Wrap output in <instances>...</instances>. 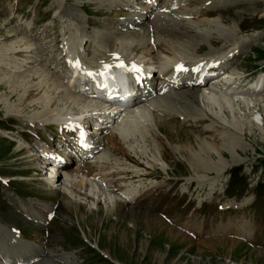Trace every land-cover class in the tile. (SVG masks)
<instances>
[{"label":"rangeland","instance_id":"1","mask_svg":"<svg viewBox=\"0 0 264 264\" xmlns=\"http://www.w3.org/2000/svg\"><path fill=\"white\" fill-rule=\"evenodd\" d=\"M121 1L0 0V47L2 48L0 49V59L2 56H7V60H9L13 53H19L17 60H20L22 57L20 53L25 51H16L15 49L28 51L29 49H25L26 46H29L30 50L36 47L32 56L29 54L30 59L34 60L33 66L30 63L19 62L20 66L24 65L20 70L24 73L10 72L13 74L10 78L0 74V80H3L0 83V174L8 176L7 178L10 179L8 187L0 181V264L25 263L31 258H33L31 264H264V212H254L249 206L239 207L233 211L226 210L224 213L210 212V214L204 215L202 212H192V216L196 220L193 230L196 233L194 235L197 236L195 241L176 226L171 227L175 228L179 234L172 237L168 234V225L166 230L160 223L154 224L158 220L157 216L162 217L158 205L159 186L164 182V179L170 178L166 180L165 184L166 186L171 185L175 196L179 198L176 203L169 204V208L177 213L182 210L179 205L187 199H190L189 208L193 206L197 197L208 198L212 181H215L219 188L226 186L225 181L229 177L228 171L232 166L240 165L242 167L241 175L234 177L235 185L245 188L255 185L256 182H264V171L260 169L264 170V124L252 121V117L264 118V101H259V104H262L260 109L253 110H243L239 105L231 103L229 112L228 105H225L226 116L220 101V97H225L223 94H215L212 93L211 88H203L195 92L196 94L202 93V95L192 103L183 94L182 105L176 104L175 106L183 113L188 114L190 119H184L183 113L178 114L173 121H169L166 125L163 124L161 129L165 131L166 127H172L170 124L175 125L172 130V139L167 137V133L157 129L153 116L152 118L145 116L139 122H133L128 129V137L124 135L122 140L119 134L115 135L117 147H112V152L117 153L116 157L108 161L107 155L102 151L88 159L87 162L90 164L101 158H105V161L102 162L101 168L91 171L92 178L84 177L87 179V185L82 187V183L75 181L79 184L73 197L77 203L70 201L72 193L65 192L64 187L60 186L63 183L60 182L68 177L71 180V177L75 176L76 180H79L81 176L62 175L61 180L57 181V184L60 183L57 185L59 189H50L47 185L50 181L46 179L48 173L39 166V162L33 163L36 160L33 157L38 153L28 152L27 145L22 139L7 131L9 128H14L17 135L21 132L25 136L23 130L32 131V124H34L37 126L36 131L44 134L46 139H52L55 136L53 134L48 137L49 132L47 134L41 128L42 125L38 124L49 123L57 113L55 112L57 110L44 111L46 109L45 98V101H49L54 96L53 101L56 100L57 107L60 108L63 105L61 96L57 94L61 91L60 85L67 88L62 78L63 70L66 69L63 53L78 54L83 60H91L93 56L92 64H94L96 63L94 62L95 58L101 57L96 56L98 52L100 53L101 48L108 51L115 50L113 46L105 44L109 41L107 36L116 44L123 43L122 45L129 48L127 44H124L128 39L123 37L131 35L126 34L128 30H125V34H119L117 31L104 33L115 28L110 29L109 26H106L102 18H107L112 27L113 19L121 15V12L115 9V6ZM167 1L164 0V3ZM218 4L226 9L218 13H210L209 16L199 14L196 16L197 20L185 17V21L189 22L176 27L178 30H182L183 26L186 28L182 31L186 32L185 36H188H183V39H189L198 32L204 34L200 39H195L201 44L198 52L192 56H196L195 59L209 57L207 54L210 51L231 43L229 49L219 51L226 54L232 48H238V45L235 44L238 41L242 42L258 34L245 57L242 58L243 54L239 56L242 59L237 66V72L254 71L260 64L264 65V0H221ZM68 6L79 9V13L82 12V8H86L88 15L83 14V19H79L75 14H72V11L71 13L68 10ZM200 6L208 7L206 10L208 12L214 8V3H211V0L182 3V8L185 9ZM65 8L70 16L65 15ZM97 9L100 10L102 18L94 12ZM197 12H201V10H197L194 14ZM167 17L168 15L165 14V18ZM17 18L20 24L15 28ZM31 19L35 21V24L29 23L27 26L28 28L32 27L33 39L22 34V31H26L23 26ZM84 22L91 23L86 24L89 26L86 27V32H83ZM196 26L203 30L195 28V33L191 35ZM140 30L143 28L140 27ZM140 33L143 34V32ZM251 35L253 36L251 37ZM27 40L29 41L26 42ZM82 40H86L85 45H82ZM137 42V40L134 41V43ZM166 42L169 43V39ZM181 45L187 47L185 54L191 52L188 43ZM118 48L120 49L117 50L128 52L126 47L119 46ZM84 49H89L91 54H88ZM242 50L240 51L242 52ZM141 51L137 50V54L132 53V56L148 59ZM166 55L168 53H160L162 56L160 61L167 62L169 58ZM157 65L160 66L159 63ZM44 68L48 70L46 71L49 76H55L54 87L46 85V81L37 86L40 73ZM0 70L4 71L1 68ZM8 70L7 68L5 71L8 72ZM36 70L40 72L34 75ZM16 78H18V83L23 80L22 82H25L26 85L20 87L16 83L14 86ZM9 85L16 92L13 98H9L11 90ZM34 86H40V90L35 91ZM24 88L26 90L33 89V91L29 96L26 95L28 98L22 104L18 100L21 93L24 92ZM49 97L51 98L49 99ZM171 98L165 105L166 108L175 111L171 103L174 100L176 102V99ZM206 100L207 102L210 100L209 103ZM79 107L67 104L66 108L68 109L63 108L62 111H77ZM196 117L197 119L194 121ZM215 125L220 129L224 128V131H227V128L234 129L236 127L237 134L231 135L229 132L214 134ZM9 138L15 139L16 143ZM222 143L227 146L232 145L230 153L233 152L234 155L228 152L224 159L215 155L214 158L209 157L205 149H213ZM39 144L43 145L41 142ZM159 144L162 145V149L159 148ZM187 144L191 147L192 152L187 149ZM34 146L39 148L37 144ZM124 149L130 155L137 157L140 162L142 169L135 173L136 177H133L132 173L124 172L127 169L122 163L121 153ZM195 154L196 157H194ZM198 156L205 159L197 161ZM137 159L133 157L130 161L136 163ZM192 163L197 166L200 164L207 169L195 170ZM36 165L39 170H34ZM222 165H226L229 169L221 176H217V173L223 171L220 170ZM84 166L87 171L90 170L89 166ZM99 170H104L105 177L96 181L97 174L95 173ZM243 177L246 180L242 179ZM150 181L160 183V185L150 190L149 193L142 194L131 203L126 202L129 201L128 198L125 199V202L118 198V192L126 186ZM184 189L187 193H183ZM13 190H16L21 196L16 195ZM260 191L263 196L264 188ZM137 192L136 189L133 196ZM129 193L131 192L129 191L126 195L128 196ZM219 199L221 202L227 200L224 196H220ZM235 199L236 204L242 202L238 200V197ZM49 206L55 210V217L46 224L43 218L45 213L52 212ZM132 207L138 208L137 211H134ZM121 210L126 212L122 213ZM243 221L250 225L251 241L224 237L218 233L212 238H205L208 230L231 223L241 225ZM163 222L166 224L164 220ZM158 226H161L162 230L157 228ZM229 230L227 227L223 233L226 231L227 234ZM152 231H155L156 234L154 235ZM124 233L126 238L121 235ZM206 240L210 241L206 242ZM49 241L52 245L48 244ZM142 246L144 249H141Z\"/></svg>","mask_w":264,"mask_h":264},{"label":"bare ground","instance_id":"2","mask_svg":"<svg viewBox=\"0 0 264 264\" xmlns=\"http://www.w3.org/2000/svg\"><path fill=\"white\" fill-rule=\"evenodd\" d=\"M125 1V5H129L133 0H124ZM155 1L156 0H149V2H146V4H144V5H142V6H139V7H136V6H131L132 8V11L134 12V13H131L130 15H129V17L128 18H126V20H125V22H123L122 24L123 25H129L130 23H133V22H139V21H141L145 16H148V15H150L154 10H156L157 8H154L153 9V7L155 6ZM166 9H169L168 8V6L167 7H165ZM70 12H71V10H70ZM73 12V13H72ZM71 13L74 15L76 12H75V10L74 11H72ZM65 15H67V16H70L69 14V12L66 10V8H65ZM71 14V15H72ZM197 14V13H196ZM75 18V17H74ZM76 19V18H75ZM29 23H30V21H28V22H26L25 23V25L23 26V28H25V30L26 31H22V34L24 33L26 36H28V38L29 37H32V34H33V31H32V28H30V29H27L28 28V26L27 25H29ZM18 24H20V22L18 21V19H17V22H16V25H15V28L16 27H18ZM190 27V26H189ZM146 28H148V27H146ZM195 28H198V29H201V27H194L193 28V30H192V33H191V35H193L194 33H195ZM172 29V27L170 26L169 28H168V30H166V31H162V33H164V35L165 36H176V37H172L171 38V40H170V43H167V53H169L168 55H167V57L169 58V59H171V61H173V63L175 62H177V61H180V60H178V59H193L192 58V56H186V55H188V54H190V55H194V54H196L197 52H198V48H199V46H200V42L199 41H197V40H195V39H200L204 34L201 32V33H199L198 31V33L197 34H195V35H193L191 38H186V39H183L182 37L183 36H185V34H186V32H184V31H181L180 32V35L179 34H177V33H175V31H173V30H171ZM171 30V31H170ZM201 30H203V29H201ZM145 31V30H144ZM180 31V30H179ZM205 31V33H206V30H204ZM148 33H149V31H147ZM153 32H156V33H159V31H158V28H154V30H153ZM139 33V34H138ZM137 34H131V35H128V36H123V37H125V39H128V41H125V43L124 44H127L128 46H129V48L127 47V46H125V45H118V44H116L115 43V41L114 40H112V39H109L110 37L109 36H107V40H109L108 41V43H105V44H108V45H111V46H113L114 48H115V50L116 49H120V48H118L119 46L120 47H122V48H124V47H126L127 48V51L128 50H135V51H137V50H142L143 52H145L146 53V55H148L149 56V59H151V60H154L155 61V59H156V57L153 55V52L156 50L155 48H158L159 47V45H160V43H158V42H154L153 44H150L149 42L148 43H146L147 42V38H145L146 37V34L143 32V34L142 33H140V32H138ZM108 34V33H107ZM207 34V33H206ZM118 35V34H117ZM145 36V37H144ZM188 36V35H187ZM187 36H185V37H187ZM207 36V35H206ZM18 37V36H17ZM22 39H25V38H22ZM30 39V38H29ZM32 39H33V37H32ZM90 39V38H89ZM121 39V38H120ZM131 39H132V42H131ZM117 40V39H116ZM138 41L137 43H134V41ZM29 40H27L26 42H28ZM22 42V41H21ZM81 43H82V41H81ZM182 43H188V47L190 46V50H191V52L190 53H184V52H186V49H187V47L186 46H184V45H181ZM190 43V44H189ZM13 44V43H12ZM192 44V45H191ZM29 46H26V48L25 49H29L28 51L27 50H18V49H15L16 51H25V52H22V53H20V54H22L21 56V61L20 60H17V56H19V53H13L12 54V56H11V59H9V60H7V56L5 57H3L2 56V58L0 59V68L1 69H4V71H2V70H0L1 72H5V73H1L0 72V74H2V75H7L8 76V78H10V76L12 75L13 76V74H11L10 72H13V73H24V72H22V71H20L21 69H22V67L24 66L23 64H22V66H20V63H22V62H26V63H30L31 64V66H33V64H34V60L33 59H30V57H29V54H31L32 52H33V50L36 48V47H33L31 50H30V48H28ZM6 48V47H5ZM108 48V47H107ZM0 49H2L1 47H0ZM9 51H11V49H8ZM177 50H179V51H177ZM189 50V51H190ZM5 51V50H4ZM9 51H7V52H9ZM105 51H108L107 49H100V53L98 52L97 54H96V56L98 57V56H101V57H99V58H95V60L96 61H94V62H96V63H94V64H97L98 62H99V60L101 59V58H108L107 56H105L106 55V52ZM118 51V50H117ZM141 51V52H142ZM177 51V52H176ZM120 52V51H119ZM10 53V52H9ZM182 53H184V54H182ZM137 54V53H136ZM30 56H32V54L30 55ZM134 56V55H133ZM142 56V55H141ZM144 56V55H143ZM162 57V56H161ZM119 60H123V61H126L127 63V65H129V64H132V65H137L138 63H136V61L135 60H133L132 58H130V57H125V58H123V57H119L118 58ZM11 61V62H10ZM20 62V63H19ZM173 63H168V65H172ZM174 63V64H175ZM146 64H148L147 62H146ZM30 66V67H31ZM103 66H105V64L103 65ZM27 67V66H26ZM9 69L8 70V72L7 71H5L6 69ZM32 69V68H31ZM30 69V70H31ZM41 70V69H40ZM47 70V69H46ZM45 70V68L44 69H42V71H41V73H40V75L42 76V78H41V76H40V80H39V82L37 83V86L38 85H40L43 81H46V85H49V87H54V84H56L55 83V76L53 77L52 75L51 76H49L48 75V70L46 71ZM38 72H40L39 70H36V72L35 73H33L34 75L36 74V73H38ZM50 73V72H49ZM33 74H31V75H33ZM233 74V76H237L238 75V73H232ZM34 75H33V77H34ZM158 76H160V75H158ZM39 78V77H38ZM138 78H139V81H140V83L141 84H143V82H144V80H146L147 79V76L142 72V71H138ZM157 79V78H156ZM156 79H150V80H156ZM160 79H162V82H163V84L160 86V87H144V86H142V87H140V89H141V92H143L144 91V94H142L139 98H140V102H143V101H148V100H151V99H153V98H149V97H151V96H153L154 94H156V96H154L155 97V99H159V104H158V106L157 107H154V108H156L155 110H152V116H153V118H154V120H155V122H156V127H157V129L160 131V132H163V133H167V137L168 138H171L172 139V134H173V129H174V126L175 125H173V124H170L172 127H166V130L165 131H163V130H161L162 129V125L163 124H168L169 123V121L168 120H166V119H164V118H161V117H158L157 115L158 114H163V115H166V116H171L173 113H174V111H171L170 109H168V108H166V103L168 102L169 103V100H170V98H167V99H164V100H160L161 99V95H159V94H157V93H164L166 90V88H176V87H178V84H179V82H178V79H175L174 80V82H175V84H169V81L168 80H166L165 78H163V77H161L160 76ZM7 80V79H6ZM55 80V81H54ZM3 80H0V83L2 82ZM18 81V78H16L15 80H14V86H15V84L16 83H18L17 82ZM23 81V80H22ZM22 81H19V85L18 86H22V85H26V83L25 82H22ZM20 82H22V83H20ZM59 82V81H58ZM60 85V84H59ZM10 86V88H11V90H10V96H9V98H13L14 96H15V94H16V92H14V90H13V88L11 87V85H9ZM17 86V85H16ZM58 86V85H57ZM63 85H60V89H61V91L60 92H58L57 94H59V96H61L60 98H61V103L64 105H62L60 108L59 107H57L58 105L57 104H55V102H56V100L55 101H53V97L51 98V97H49V101H45L46 100V98H45V100H44V102H46V109H44V111H47V112H49L50 110H57V111H55V112H57L56 114H55V116L54 117H59V118H57V120H58V125L61 127V129H66V128H69V126L71 125V123L70 122H67V121H63L61 118L64 116V117H66V116H69V113L70 112H66L65 110H64V112L62 111V109L63 108H66V105L67 104H69V106H77V107H79L80 109V111H85L86 109H90V108H92V107H95V106H92L90 103V101H87V100H85V99H83L81 96H79V95H75V94H71V93H69V92H67L66 91V89L65 88H63L62 87ZM35 87V86H34ZM46 87V86H45ZM66 87V86H65ZM182 87H187V90L186 91H182V92H179V93H175L176 95L173 97V98H175L176 99V102H175V100H174V102L173 103H171V104H173V107L175 108V112H176V109L178 110V111H181L180 109H178L175 105L176 104H179V105H182V102H183V100H182V95L184 94V96L186 95V99H188V101H191V103H192V101L193 102H196L199 98H198V96H200V95H202V93H198V94H196L195 92L197 91L196 90V87H195V84H192L191 85V87H189V86H185V85H183ZM15 88H17V87H15ZM14 88V89H15ZM214 88H218V86H214ZM213 88V89H214ZM25 90H24V92H22L21 93V95L19 96V100L18 101H20V102H22V104L23 103H25L26 102V100H27V98L28 97H26V95L28 94V96H29V94L33 91V89H27L26 90V88H24ZM144 89V90H143ZM16 90V89H15ZM35 91H38V90H40V86L39 87H35V89H34ZM170 91V90H169ZM262 91V90H261ZM168 92V91H167ZM165 93L166 94V96L167 95H171L173 92H170V93ZM188 92H190V94H188ZM254 92V91H253ZM261 93V92H260ZM56 94V95H57ZM188 94V95H187ZM23 95V96H22ZM55 95V94H54ZM190 95H192V97H190ZM45 96V95H44ZM49 96V95H48ZM48 96H47V99H48ZM58 96V95H57ZM260 96H262L261 97V99H264V95H260ZM8 97V96H7ZM160 97V98H159ZM203 97H205V96H203ZM55 98V97H54ZM59 98V99H60ZM192 98V99H191ZM206 98V97H205ZM249 98H252V97H249ZM220 101H221V103L223 104V113H224V108H225V105H228V110H229V112L231 111L230 110V108H229V105L232 103V104H237V105H239L240 107H241V109H243V110H246V109H250V110H253V109H260L261 107H262V104H259V102H256V101H250V102H246V100H235L234 98H232V97H220ZM243 99H245V98H243ZM202 100H205V99H203L202 98ZM77 101V102H76ZM187 101V102H188ZM210 101V100H209ZM209 101L207 102V100H206V102L207 103H209ZM257 101H260V100H257ZM19 102V103H20ZM225 104H224V103ZM33 103H35V102H33ZM211 103V102H210ZM45 104V103H44ZM55 104V107H53V105ZM88 104H90V105H88ZM162 104V105H161ZM79 105V106H78ZM87 105V106H86ZM136 105V104H135ZM134 105V106H135ZM85 106V107H84ZM134 106H132L131 108H133ZM53 107V108H52ZM83 107V108H82ZM234 107V106H233ZM58 108V109H57ZM69 108V107H68ZM68 108H66V109H68ZM82 108V109H81ZM101 108V106L100 107H97V108H94V109H100ZM130 108V109H131ZM72 109V108H71ZM128 109V108H127ZM226 111V110H225ZM181 112H183V111H181ZM225 114V113H224ZM44 115V114H43ZM226 115V114H225ZM227 116V115H226ZM230 116H231V113H230ZM230 116H228V117H230ZM41 117V116H40ZM264 118L263 117H261L260 119H257V118H253L252 117V121H257L259 124H261V125H263L264 124V120H263ZM48 120V119H47ZM31 121V120H30ZM135 122V121H134ZM217 122V121H216ZM256 122V123H257ZM45 123V122H44ZM214 123V122H213ZM255 123V124H256ZM47 127H50V125L49 124H47ZM165 128V127H164ZM105 129V126H102L101 127V130L103 131ZM128 129H129V126L127 127V129H126V131H128ZM236 129V127H234V129H228L227 128V131L225 130L224 131V128H219L217 125H215L214 126V128H213V133L214 134H216V132H218V133H220V132H229L231 135H236L237 134V130H235ZM108 130V128L106 129V131ZM239 130V129H238ZM235 131V132H234ZM212 133V134H213ZM127 134H128V132H127ZM165 135V134H164ZM166 136V135H165ZM217 136V135H216ZM106 137H108V139L109 140H111V144H115L114 143V139H115V137L112 135V134H109V133H107L106 132ZM174 139V138H173ZM159 143V142H158ZM161 143V142H160ZM18 144V143H17ZM16 144V145H17ZM181 147V146H180ZM231 147H232V145H229V146H227L226 144H219V145H216L215 147H213V149H211V148H207V149H205V150H207V153H208V155H209V157H211V158H214V155L217 157V156H219V158L221 157V159H224V157H225V154L226 153H230L231 152ZM242 147H244L243 145H242ZM66 148H69V147H66ZM159 148L160 149H162V145H160L159 144ZM187 149L190 151V152H192L191 151V147L187 144ZM185 150V149H184ZM19 151V150H18ZM22 151V150H21ZM243 151H245V150H243ZM242 151V152H243ZM97 152V151H96ZM237 152V151H236ZM162 153V152H161ZM200 153V152H199ZM202 153V152H201ZM206 153V152H205ZM244 153V152H243ZM230 154H233V152L232 153H230ZM239 154V153H238ZM241 154V153H240ZM95 155V153L92 155V156H94ZM163 155V154H162ZM234 155V154H233ZM80 156H82V155H80ZM197 155L195 154V156L194 157H196ZM73 157V155H65V154H62L61 155V162H62V164H61V166H60V168H59V170H55L54 168H52V170L53 171H56V172H58L57 174H54L52 171H50V178L51 177H55L56 179V181L57 180H61L60 179V177L62 176V175H67V177H68V175H76V174H82V175H85L86 173H88V171H87V169L85 168V163L87 162L86 161V159H88V157L87 158H85V159H81V158H79L78 159V161L79 162H81V163H79V164H75L74 166H73V164H74V162L75 161H77V159H74V158H72ZM45 158V157H44ZM36 159V158H35ZM43 159V157H39L38 158V160H42ZM191 159V158H190ZM205 159V158H204ZM201 156H198V160L197 161H203L204 160ZM38 160L36 161H33V163H36V162H38ZM196 161V162H197ZM44 162V161H43ZM42 162V163H43ZM195 163V162H194ZM194 163H192L193 164V166H194V168H195V170H206L207 168H205V167H202V166H200V164H198V166H197V164H194ZM37 164V163H36ZM204 164H206V163H204ZM210 164V163H209ZM217 164V163H216ZM218 165V164H217ZM37 166V165H36ZM38 167V166H37ZM208 167V166H207ZM214 167V166H213ZM212 167V168H213ZM220 168V167H219ZM217 170H219L218 168H216ZM226 169V165H222V169H220V170H225ZM91 170V169H90ZM69 178V177H68ZM65 179V180H61V184L62 185H60L61 186V188H63L64 187V190H65V192L67 191H70V193H72L71 195H70V201L71 202H73V203H77V200H73V197H74V192H75V189H76V187L77 186H79V184H77V183H75V181H78L79 183H82V187L84 186V185H87V179L86 178H84V177H80L79 178V180H76L77 178H76V176L75 177H71V180H69V179ZM88 178V177H87ZM65 181H67L68 183H66ZM81 185V184H80ZM72 187V188H71ZM56 189V188H55ZM143 188H138L137 189V194L135 195V196H138V195H140L142 192H143ZM86 196V195H85ZM77 197V196H76ZM90 198V197H89ZM115 200H119V199H115ZM127 200V199H126ZM125 202V201H124ZM119 203V202H118ZM121 203V202H120ZM93 204V203H92ZM115 204H116V202H115ZM77 205V204H76ZM108 205V204H107ZM117 205V204H116ZM122 205V204H121ZM120 205V206H121ZM125 205V204H124ZM123 205V206H124ZM96 206V205H95ZM109 206V205H108ZM123 206H122V208H123ZM107 207V206H106ZM114 207V206H113ZM133 208V210L134 211H137V209L138 208H134V207H132ZM109 209H110V207H109ZM112 210V209H111ZM114 210V209H113ZM122 211V210H121ZM133 211V212H134ZM139 211V210H138ZM124 212H126V211H122V213H124ZM139 214H140V212H139ZM158 217V220L154 223V224H157V223H160L161 224V226L162 227H164L166 230H167V223L165 224L164 222H163V220L159 217V216H157ZM161 226H158L157 228H159L160 230H162V227ZM168 227H169V229H168V234L170 235V236H172V237H174V236H178V234H179V232H176L175 230V228H172L171 226H169L168 225ZM160 230H156L157 232H159ZM153 232V234L155 235L156 234V232L155 231H152ZM122 235V237L123 238H126V235H125V233L124 234H121ZM188 237V236H187ZM211 240V239H210ZM210 240H206V242H209ZM50 242V241H49ZM141 249H144V246H142L141 247ZM104 251V250H103ZM105 252V251H104ZM106 254H108L107 252H105Z\"/></svg>","mask_w":264,"mask_h":264},{"label":"snow or ice","instance_id":"3","mask_svg":"<svg viewBox=\"0 0 264 264\" xmlns=\"http://www.w3.org/2000/svg\"><path fill=\"white\" fill-rule=\"evenodd\" d=\"M118 66H119V67H124L123 62H121ZM106 67H111V66H110V65H106ZM178 67H180L181 70H185V71H186V69H183L182 66H178ZM196 70L198 71L199 69H196ZM89 75H91V73H89Z\"/></svg>","mask_w":264,"mask_h":264}]
</instances>
